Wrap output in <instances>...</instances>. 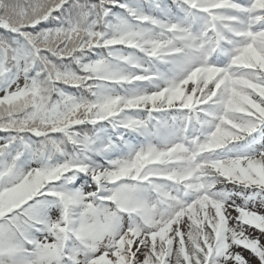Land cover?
<instances>
[{
    "label": "snow or ice",
    "instance_id": "snow-or-ice-1",
    "mask_svg": "<svg viewBox=\"0 0 264 264\" xmlns=\"http://www.w3.org/2000/svg\"><path fill=\"white\" fill-rule=\"evenodd\" d=\"M264 0H0V264H264Z\"/></svg>",
    "mask_w": 264,
    "mask_h": 264
},
{
    "label": "rangeland",
    "instance_id": "rangeland-1",
    "mask_svg": "<svg viewBox=\"0 0 264 264\" xmlns=\"http://www.w3.org/2000/svg\"><path fill=\"white\" fill-rule=\"evenodd\" d=\"M254 235H256V237L260 239L261 243L264 244V234H260L257 231L256 233H254ZM246 259L250 261V264H259V261L254 256H252V254L248 255Z\"/></svg>",
    "mask_w": 264,
    "mask_h": 264
},
{
    "label": "trees",
    "instance_id": "trees-1",
    "mask_svg": "<svg viewBox=\"0 0 264 264\" xmlns=\"http://www.w3.org/2000/svg\"><path fill=\"white\" fill-rule=\"evenodd\" d=\"M257 210H258V211H261V212H264V208H260V207H258ZM256 232H257V231L254 230V229H249L248 234H249L252 238H258V237H256V235H254V233H256ZM243 254H244L245 258H246L248 255H251V254H250L249 252H247V251H244Z\"/></svg>",
    "mask_w": 264,
    "mask_h": 264
}]
</instances>
